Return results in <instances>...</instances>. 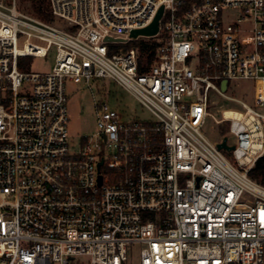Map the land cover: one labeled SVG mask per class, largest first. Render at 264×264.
<instances>
[{
	"label": "built area",
	"instance_id": "obj_1",
	"mask_svg": "<svg viewBox=\"0 0 264 264\" xmlns=\"http://www.w3.org/2000/svg\"><path fill=\"white\" fill-rule=\"evenodd\" d=\"M48 1L65 27L0 0V264H128L135 248L138 264H264V182L249 175L264 156V0ZM160 7L155 35H130ZM140 38L151 61L108 45ZM52 49V69L32 70ZM99 77L153 118L96 102L75 149L66 80ZM238 79L250 102L226 93ZM209 117L231 150L202 133Z\"/></svg>",
	"mask_w": 264,
	"mask_h": 264
},
{
	"label": "rangeland",
	"instance_id": "obj_2",
	"mask_svg": "<svg viewBox=\"0 0 264 264\" xmlns=\"http://www.w3.org/2000/svg\"><path fill=\"white\" fill-rule=\"evenodd\" d=\"M17 7L28 13L26 8L30 6L32 0H16ZM49 3V1H48ZM31 14V13H29ZM33 15V14H32ZM35 16V15H34ZM59 27H65V22L52 18L51 20ZM150 38H140L138 40H128L118 44H108L112 52L125 51L130 47L140 46L142 40ZM55 51L52 49L46 57H35L32 59L30 67L37 71H50L54 64ZM85 82H75L66 80L68 122L67 128L71 147L77 149L83 137L92 136L97 131L96 125V102L106 101L110 107L116 109L124 121L131 119L152 120V114L141 106V104L124 88L114 83L107 77L94 78L87 87ZM253 82L251 80H231L228 83L226 93L230 96L245 99L250 102L253 99ZM225 107H232L230 102L222 100ZM220 126L209 117L201 128L202 133L212 141L222 139ZM223 128V127H222ZM228 143H233L234 137L229 135ZM135 257H132L128 264H138V249L135 248ZM86 261V258H82Z\"/></svg>",
	"mask_w": 264,
	"mask_h": 264
},
{
	"label": "trees",
	"instance_id": "obj_3",
	"mask_svg": "<svg viewBox=\"0 0 264 264\" xmlns=\"http://www.w3.org/2000/svg\"><path fill=\"white\" fill-rule=\"evenodd\" d=\"M26 11L45 21H51L53 18L49 12L48 0H32ZM156 45L157 43L153 39L142 40L140 43V60L145 55L147 56V60L151 61ZM225 129V126L220 128L222 134L225 132ZM249 175L258 181L264 182V156L256 161L255 165L249 170Z\"/></svg>",
	"mask_w": 264,
	"mask_h": 264
},
{
	"label": "water",
	"instance_id": "obj_4",
	"mask_svg": "<svg viewBox=\"0 0 264 264\" xmlns=\"http://www.w3.org/2000/svg\"><path fill=\"white\" fill-rule=\"evenodd\" d=\"M161 13H162V7L159 8L158 12L156 13L154 19L152 20L150 24L140 29L131 30L130 35L133 37H136L137 35H146V36L155 35L158 32L159 18L161 16ZM105 39L106 40H120L121 38H112L110 36H106ZM90 82H92V79H90L87 83H85L84 87H87ZM225 86H226V81H223L222 88L224 89ZM226 140H227L226 136H223L221 141L217 143V147L219 149H225L227 151L231 150L233 148V145H228L226 143ZM100 179L101 178L99 176L98 178L99 182H100Z\"/></svg>",
	"mask_w": 264,
	"mask_h": 264
}]
</instances>
